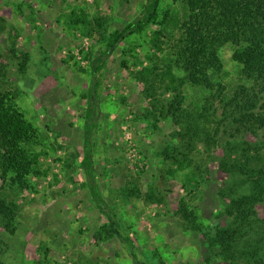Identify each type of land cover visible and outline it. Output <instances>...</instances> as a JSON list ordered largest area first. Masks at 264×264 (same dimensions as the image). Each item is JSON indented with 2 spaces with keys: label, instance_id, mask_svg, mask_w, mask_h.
<instances>
[{
  "label": "rangeland",
  "instance_id": "rangeland-1",
  "mask_svg": "<svg viewBox=\"0 0 264 264\" xmlns=\"http://www.w3.org/2000/svg\"><path fill=\"white\" fill-rule=\"evenodd\" d=\"M152 1L0 0V24L5 26L0 34V93L17 97L19 108L43 139L41 146L32 147L42 152L43 175L30 179L31 189H19L0 177V197L14 210L13 220L0 215V258L5 264H235L231 256L245 262L243 246L231 245L227 236L218 237L215 248L205 249L202 233L188 229V221L177 214L185 200L205 226L204 232L216 238L218 227L230 221L225 214L230 200L224 184L235 163L228 150L205 145L212 118H201L190 108L192 103L200 106L206 91L189 85L182 88L191 115L179 124L164 110L171 99L163 94L165 89L146 92L148 84L139 71L151 66L147 56L155 54L160 67L168 63L166 46L158 52L151 45L152 32L161 28L158 24L114 44L96 74L99 105L92 110L98 112L92 156L99 188L120 224V233L135 244L131 248L119 236H99L107 222L95 212L97 204L75 157L91 132L86 124L93 121L88 107L89 95L94 98L93 89H88L95 83L90 61L108 48L109 34L141 17ZM82 10L90 21L98 16L107 19L103 36L96 25L86 30L72 23L73 12ZM167 10L173 16L176 40L177 23L185 11L174 0H161L159 19ZM233 51L231 45L220 49L225 66L216 79L230 92L246 82ZM25 56L27 66L22 71ZM168 84L163 77L162 87ZM218 117L222 120L221 112ZM194 131L201 136L193 137L186 152L192 168L199 170L200 187L187 182L182 172L170 176L168 171L175 167L161 154L169 146L187 148ZM259 135L264 136V131ZM245 139L256 138L249 133ZM132 191L134 195L127 196ZM149 193L156 194L149 199ZM251 208L255 219H264V204L245 209L240 217L252 218Z\"/></svg>",
  "mask_w": 264,
  "mask_h": 264
},
{
  "label": "trees",
  "instance_id": "trees-1",
  "mask_svg": "<svg viewBox=\"0 0 264 264\" xmlns=\"http://www.w3.org/2000/svg\"><path fill=\"white\" fill-rule=\"evenodd\" d=\"M160 1L153 0L143 10L141 17L128 23L121 31L116 30L109 34L106 43L108 48L90 61L95 83L88 89L94 91V98L89 95L88 107L91 109L89 114L92 115L93 121L86 124L91 127V132L85 135L82 150L76 151L75 157L80 159L78 167L83 172L86 189L94 205L97 204L98 210L95 212L107 222L102 228L104 233L100 232L99 236H119L131 248L135 244L120 233V224L99 188L92 156L93 135L97 130L94 118L98 115V112L92 110L99 105L96 74L102 69L101 65L114 44L118 46L127 34L140 33L149 25L158 24L161 28L152 32L151 45L158 52L167 49L168 63L160 67L155 54L147 56L151 66L139 71L140 79L148 84L144 86L146 92L151 93L157 87L165 89L163 94L171 95V99L168 104L163 105L164 110L179 124L191 115L182 88L189 85L191 88H202L206 91L208 94L201 100L200 106L192 103L190 108H194L201 118H212L213 126L207 129L205 145L211 150H228L235 163L230 170V179L224 184L229 192L225 195L226 199L230 200L225 214L230 221L225 226L218 227L216 238L211 237L210 232H204L205 226L198 221L195 212L188 210L185 200L180 202L181 208L177 214L181 215L185 222L188 221V229L202 233L201 242L205 249L215 248L216 244L220 243L219 238L227 236L231 245H242L244 248L242 254L246 258L245 262L231 256L235 264H264V219H255L252 208V218L248 219V214L246 220L240 217L245 209L264 204V136L259 135L260 131H264V0H174L180 3L185 11L184 18L177 23L180 36L176 40L172 38L175 36L173 29L176 27L170 10L165 11L162 19H159ZM73 14L72 23L75 26L83 25L86 30H91L96 25L101 36L106 33V18L98 16L90 21L86 10ZM4 29L5 26L0 24V34ZM225 45L234 48L232 58L240 66L241 76L246 81L231 92L225 84L216 81L217 77L224 73L225 65L220 49ZM27 61L28 56H25L20 63L22 71L25 70ZM165 76L169 79V84L162 87ZM219 112L223 117L220 121ZM222 127L224 134L220 135ZM249 133L256 138L255 141L245 139ZM180 136L185 137L183 134ZM200 136L194 131L192 138L187 142V148L169 146L161 152L164 161H172L175 167L168 171L170 176L182 172L186 181L191 185L196 183V187L201 185L197 179L199 170L192 168L186 151H190L193 137ZM171 137L176 136L171 134ZM42 143L39 130L19 108L17 97L0 93V177L8 178L11 184L19 189H31L30 179L43 175L40 165L42 152H34L32 147L41 146ZM208 153L209 151L206 152L207 156H211ZM151 194L149 199L156 193ZM131 195H134V191L127 196ZM0 215L7 220L14 219L12 206L1 197ZM131 255L136 256L134 250ZM0 264H5L1 258Z\"/></svg>",
  "mask_w": 264,
  "mask_h": 264
},
{
  "label": "crops",
  "instance_id": "crops-1",
  "mask_svg": "<svg viewBox=\"0 0 264 264\" xmlns=\"http://www.w3.org/2000/svg\"><path fill=\"white\" fill-rule=\"evenodd\" d=\"M103 63H104V62H103ZM103 65H104V64H102V65H101V66H102V68H103ZM99 72H100V71H99ZM99 72H98V73H99Z\"/></svg>",
  "mask_w": 264,
  "mask_h": 264
},
{
  "label": "water",
  "instance_id": "water-1",
  "mask_svg": "<svg viewBox=\"0 0 264 264\" xmlns=\"http://www.w3.org/2000/svg\"><path fill=\"white\" fill-rule=\"evenodd\" d=\"M112 52V51H111ZM111 52H110V54H111Z\"/></svg>",
  "mask_w": 264,
  "mask_h": 264
}]
</instances>
